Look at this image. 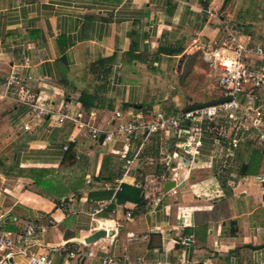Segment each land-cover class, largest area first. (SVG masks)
I'll return each instance as SVG.
<instances>
[{"label":"crops","instance_id":"crops-1","mask_svg":"<svg viewBox=\"0 0 264 264\" xmlns=\"http://www.w3.org/2000/svg\"><path fill=\"white\" fill-rule=\"evenodd\" d=\"M225 29L264 45V0H0V233L34 226L26 249L54 264L122 253L126 264H264V247L247 246L264 243V187L254 178L264 174V144L253 132L230 159L224 120L204 124L200 155L188 163L177 137L165 152L157 135L96 142L54 117L93 111L109 131L116 111L169 114L212 100L202 48ZM16 67L36 77L17 93L1 85ZM146 92L155 97L149 111ZM24 100L53 116L34 117ZM138 149L121 190L102 189L122 154ZM106 157L117 163L107 177ZM249 169L251 182L240 178ZM100 229L108 234L84 241Z\"/></svg>","mask_w":264,"mask_h":264},{"label":"built area","instance_id":"built-area-1","mask_svg":"<svg viewBox=\"0 0 264 264\" xmlns=\"http://www.w3.org/2000/svg\"><path fill=\"white\" fill-rule=\"evenodd\" d=\"M202 49L203 58L209 63L211 69L218 72L219 93L216 98L229 96V100L191 110L176 109L169 114L158 110L148 115L130 113L124 116L123 112L116 111L113 128L109 131L101 130L94 124L93 111H78L72 114L60 112L54 115L55 123L69 122L78 131H87L96 142L101 136L103 137L101 142L106 143L118 136L126 140L139 138L142 142H146L147 139L157 135L161 142V150L164 152L167 151V142L172 136L177 137L175 147L183 150L188 163L195 161L200 155L205 135L203 125L218 119H223L230 129L227 140L230 159L233 158L239 143L246 137H251V132L254 133L259 144H264V97L261 94V90H264V45L245 44L231 30L225 29L222 36L214 41L211 47ZM35 79L33 74L21 72V68L16 67L10 70L5 82L1 85L5 90L17 93ZM24 102L29 105L31 113L36 118L53 116L54 112L51 108L42 106L35 100H24ZM139 153L140 149L131 157L122 154L124 163L119 173L110 180L102 181L99 186L104 190L112 191L113 195L121 190L132 163L139 157ZM170 156L180 157L177 152H172ZM254 178L264 187V174H257ZM96 204L101 206L103 203L97 201ZM126 218L131 219L130 212H126ZM36 234L35 227L32 225H27L24 232L19 235L0 233L1 262L4 264H54L46 251L26 249L29 244L37 240ZM12 248L16 249L12 250ZM17 256H20L22 260L14 258ZM121 256L122 259L106 255L100 264H126L122 260L128 259L127 254L122 253ZM136 264H143V262L140 260Z\"/></svg>","mask_w":264,"mask_h":264},{"label":"water","instance_id":"water-1","mask_svg":"<svg viewBox=\"0 0 264 264\" xmlns=\"http://www.w3.org/2000/svg\"><path fill=\"white\" fill-rule=\"evenodd\" d=\"M230 97H220V98H216V99H212V100H208V101H205V102H200V103H194V104H190L188 106H186V110H191V109H195V108H199V107H204V106H209V105H214L216 103H220V102H224V101H227L229 100ZM103 137L101 136L100 139H102ZM245 172V165L243 164L240 168V173L241 174H244ZM108 234V231L105 230V229H100V230H96L94 232H92L89 236H87L84 241L86 243H89V242H92L96 239H98L99 237H102V236H105ZM249 248L251 249H260V248H263L264 247V243H261L259 245H251V244H248L247 245Z\"/></svg>","mask_w":264,"mask_h":264},{"label":"trees","instance_id":"trees-1","mask_svg":"<svg viewBox=\"0 0 264 264\" xmlns=\"http://www.w3.org/2000/svg\"><path fill=\"white\" fill-rule=\"evenodd\" d=\"M153 101H155V97H153L149 92H146L145 95H144V100H143V104H142L143 107L145 108V110H148V111L150 110V104ZM165 102H167V101H165ZM168 110H169V113L173 112L170 109V107H168ZM107 158H110V157H106V159L103 160V164H102V168H101V172H100V174L102 176H105V177L108 176V174L105 171L110 170V168L112 170H114V168H115V166L117 164L116 161H112V159L107 160Z\"/></svg>","mask_w":264,"mask_h":264},{"label":"rangeland","instance_id":"rangeland-1","mask_svg":"<svg viewBox=\"0 0 264 264\" xmlns=\"http://www.w3.org/2000/svg\"><path fill=\"white\" fill-rule=\"evenodd\" d=\"M201 60H202V58H201ZM198 64H199V68H202L201 63H198ZM208 73H209V75H208L209 81H208L207 85H209V87H210V96L214 98L219 93V89H218V72L213 70V69H210V67H209ZM250 173H251V170L249 169L247 171V175L246 176L240 175V178H243V179L251 182V177L249 176Z\"/></svg>","mask_w":264,"mask_h":264}]
</instances>
